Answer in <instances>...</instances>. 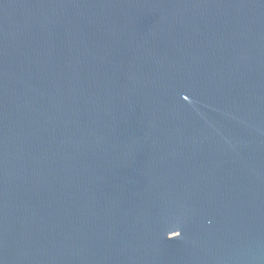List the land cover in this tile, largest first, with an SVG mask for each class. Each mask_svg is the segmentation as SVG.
Instances as JSON below:
<instances>
[{"label": "water", "instance_id": "1", "mask_svg": "<svg viewBox=\"0 0 264 264\" xmlns=\"http://www.w3.org/2000/svg\"><path fill=\"white\" fill-rule=\"evenodd\" d=\"M0 264H264V0H0Z\"/></svg>", "mask_w": 264, "mask_h": 264}]
</instances>
